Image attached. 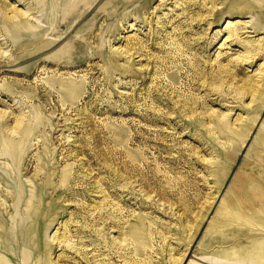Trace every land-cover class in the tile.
Returning <instances> with one entry per match:
<instances>
[{
  "label": "rangeland",
  "instance_id": "rangeland-1",
  "mask_svg": "<svg viewBox=\"0 0 264 264\" xmlns=\"http://www.w3.org/2000/svg\"><path fill=\"white\" fill-rule=\"evenodd\" d=\"M0 264H264V0H0Z\"/></svg>",
  "mask_w": 264,
  "mask_h": 264
},
{
  "label": "bare ground",
  "instance_id": "bare-ground-1",
  "mask_svg": "<svg viewBox=\"0 0 264 264\" xmlns=\"http://www.w3.org/2000/svg\"><path fill=\"white\" fill-rule=\"evenodd\" d=\"M258 4H259V2H258ZM261 5V4H260ZM23 15H25V14H23ZM247 27H249V28H251L252 26H245V29L247 28ZM29 29V28H28ZM255 30H256V28H255ZM32 31V30H31ZM32 32H34V31H32ZM246 32H248L247 30L244 32V33H246ZM35 38H39V36H36ZM4 118H5V116H4ZM8 118H10V116L8 115L7 116V119ZM21 122V121H20ZM18 126V125H17ZM17 172V171H16ZM16 177V176H15ZM18 178V177H17ZM16 178V179H17ZM33 200H34V198H33ZM31 204V203H30ZM222 260H220L219 262H221ZM223 262V261H222Z\"/></svg>",
  "mask_w": 264,
  "mask_h": 264
}]
</instances>
